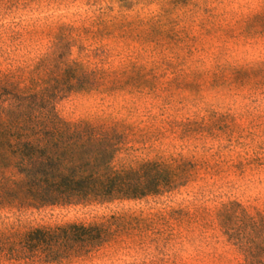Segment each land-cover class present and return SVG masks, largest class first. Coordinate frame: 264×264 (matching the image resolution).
<instances>
[{"label": "rangeland", "instance_id": "1", "mask_svg": "<svg viewBox=\"0 0 264 264\" xmlns=\"http://www.w3.org/2000/svg\"><path fill=\"white\" fill-rule=\"evenodd\" d=\"M45 54L116 75L111 95L72 94L58 113L118 124L128 161L179 167L182 186L111 205L0 209V237L183 210V226L133 230L129 250L118 241L99 252L109 259L72 264H241L215 213L233 201L264 212V0H0V71Z\"/></svg>", "mask_w": 264, "mask_h": 264}, {"label": "trees", "instance_id": "2", "mask_svg": "<svg viewBox=\"0 0 264 264\" xmlns=\"http://www.w3.org/2000/svg\"><path fill=\"white\" fill-rule=\"evenodd\" d=\"M63 31L67 29L60 32L61 41ZM118 85L116 75L87 71L76 60H52L48 54L21 69L0 71V209L111 205L160 197L182 186L179 167L128 161L118 124L69 121L56 109L58 101L72 94L111 95ZM182 212L111 216L99 223L41 227L0 237V264L109 259L110 253L99 252L118 241L129 250L133 230L141 238L146 228L159 224V236L162 227L172 231L173 224L189 223ZM215 218L241 264H264V212L252 213L233 201L222 204Z\"/></svg>", "mask_w": 264, "mask_h": 264}]
</instances>
